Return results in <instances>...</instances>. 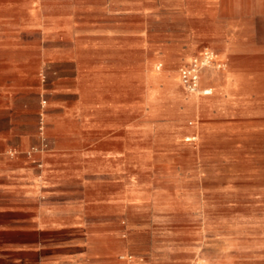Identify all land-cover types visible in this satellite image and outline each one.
I'll return each instance as SVG.
<instances>
[{
  "label": "rangeland",
  "instance_id": "rangeland-1",
  "mask_svg": "<svg viewBox=\"0 0 264 264\" xmlns=\"http://www.w3.org/2000/svg\"><path fill=\"white\" fill-rule=\"evenodd\" d=\"M135 1L113 4L112 20L105 0H0V135L44 166L53 158L60 203L82 205L94 258L264 264V0H186L199 24L178 0ZM140 7L158 16L142 22ZM195 27L213 31L204 39L215 48L227 41L225 74L241 85L234 107L197 116L193 93L171 83ZM189 120L201 122V140L185 141Z\"/></svg>",
  "mask_w": 264,
  "mask_h": 264
},
{
  "label": "crops",
  "instance_id": "crops-1",
  "mask_svg": "<svg viewBox=\"0 0 264 264\" xmlns=\"http://www.w3.org/2000/svg\"><path fill=\"white\" fill-rule=\"evenodd\" d=\"M122 1L105 0L104 16L112 20L118 18L120 9L112 7V5L122 3ZM144 1L138 0V3L144 4ZM176 4L184 20L195 22V24L203 22V15L199 11L187 7L186 0H178ZM108 8L110 9L108 10ZM155 16L158 14L145 7H140L136 11V17L142 22ZM195 29L193 33L200 35L198 38L190 40L187 53L183 56L186 64L182 67L189 65L193 58L190 57V53L197 50L202 44L212 46L219 59L227 61L225 53L229 50L227 41L220 38L218 40L220 49L215 48L210 39H204V36L212 35L213 31L203 32L198 27ZM106 31L109 34H116L125 30L110 27ZM126 31L149 33L148 26L140 30L128 29ZM143 47L144 49H153L149 43ZM208 71L211 72V76H203L202 84L204 87L214 88L211 84L215 83L217 93L214 94L213 89V94L203 95L206 98L190 94L188 101L193 116L201 115L203 111L215 105L225 104L234 107L235 102L241 100L236 94L241 85L235 75L229 71L225 74L226 70L209 69ZM102 77L103 72L99 71V79L101 80ZM152 77L156 82H161V75L152 74ZM171 83L178 88L181 85L188 91L181 83L180 77L176 80L173 76ZM159 86L160 84L155 88L154 100L155 97L157 99L162 97L163 92ZM100 107L107 106L101 105ZM119 107V104L116 103L111 108L117 111ZM149 108L152 109V107ZM101 109L103 108L99 109L102 112ZM200 123L189 120L186 125L189 127L190 133L186 134V137L184 135L185 141H190L188 138L193 139L192 141L203 138V126ZM25 151V148H17L12 144L9 132L0 135V264H94L97 261L98 264H118L115 256L94 258L95 254H92L85 246L87 241L83 239V234L85 228L87 229L86 222L78 213L82 205L60 203L58 166L53 158L44 156L45 163H47L44 166L43 157L35 158L31 155L21 154ZM102 158L105 161L117 162L118 160L117 155H108Z\"/></svg>",
  "mask_w": 264,
  "mask_h": 264
},
{
  "label": "built area",
  "instance_id": "built-area-1",
  "mask_svg": "<svg viewBox=\"0 0 264 264\" xmlns=\"http://www.w3.org/2000/svg\"><path fill=\"white\" fill-rule=\"evenodd\" d=\"M222 71L225 69L223 61L216 59L215 53L209 48L201 51V55L192 59L189 65L180 68L179 77L184 87L191 93L202 95L213 94L212 87H204L202 79L206 70Z\"/></svg>",
  "mask_w": 264,
  "mask_h": 264
},
{
  "label": "bare ground",
  "instance_id": "bare-ground-1",
  "mask_svg": "<svg viewBox=\"0 0 264 264\" xmlns=\"http://www.w3.org/2000/svg\"><path fill=\"white\" fill-rule=\"evenodd\" d=\"M210 49V48H209ZM214 51V50H213ZM214 53H215V56H216V59L217 60H219V61H223V62H225L226 63V61H224V60H222V59H219V56H218V54L214 51ZM225 68L227 69V63L225 64ZM193 94H195V95H197L198 96V94L197 93H193ZM194 137V136H193ZM188 140H190V141H192L193 139H191V138H188Z\"/></svg>",
  "mask_w": 264,
  "mask_h": 264
}]
</instances>
